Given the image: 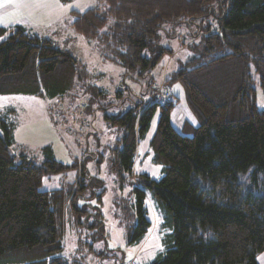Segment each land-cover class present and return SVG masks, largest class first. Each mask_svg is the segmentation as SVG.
I'll use <instances>...</instances> for the list:
<instances>
[{
  "label": "trees",
  "instance_id": "1",
  "mask_svg": "<svg viewBox=\"0 0 264 264\" xmlns=\"http://www.w3.org/2000/svg\"><path fill=\"white\" fill-rule=\"evenodd\" d=\"M101 1L103 7L72 12L74 30L97 41L103 57L122 66L126 75L148 76L146 86L157 100L141 101L120 115L106 117L120 135L111 159L113 172L122 180L125 175L133 177L138 144L160 109L150 145L152 161L163 167L164 176L137 177L134 201L116 204L115 218L128 242L139 245L153 226L147 206L150 190L164 212V225L172 229L164 238L165 252L151 264H260L264 109L257 105L253 73L264 93V0ZM217 9L222 12L219 29L206 27L202 44L193 48L199 53L159 86L151 71L173 53L159 43L160 31L171 21L205 19ZM93 78L52 39L22 25L0 26V94L56 98L78 85L84 92L99 94L90 82ZM174 84L184 87L193 117L185 119L181 129L172 122ZM168 88L171 101L164 98ZM89 103L80 107L82 114L90 111ZM11 113L15 110L0 111V264H86L82 252L93 251L94 243L106 235L103 213L100 207L91 213L87 204L78 206L87 191L83 179L68 190L41 189L46 174L66 166L56 159L39 166L24 154H14L16 122ZM43 151L52 156L50 147ZM251 167L255 181L263 173L261 190L242 181ZM70 227L79 237L67 258L63 251Z\"/></svg>",
  "mask_w": 264,
  "mask_h": 264
},
{
  "label": "rangeland",
  "instance_id": "2",
  "mask_svg": "<svg viewBox=\"0 0 264 264\" xmlns=\"http://www.w3.org/2000/svg\"><path fill=\"white\" fill-rule=\"evenodd\" d=\"M94 7H103V2L0 0L1 25H7L4 27L8 28L22 24L30 32L52 39L58 48L69 51L87 67L94 75L90 82L101 92H84L78 85L73 92L56 98L22 93L0 94V111L15 110V113L10 115L16 122L15 142L11 146L14 154L18 157L24 154L39 166H47L45 161L51 159H56L66 166V169L58 173L46 174L42 190H68L77 187L79 180L83 179L82 185H87V191H80L83 196L79 197L78 206L87 204L91 213L98 211L96 209L100 207L106 235L94 243L93 251L82 252L86 264H125L132 259L138 264H151L158 255L165 252L164 238L172 233V229L164 225V212L152 192L147 190V206L153 226L139 245L128 242L115 214L118 202L134 201V188L139 186L137 177L147 174L159 180L164 176L163 167L152 161L154 152L150 145L157 130L160 109L157 110L145 138L138 144L133 177L128 178L125 175L126 178L122 180L113 172L111 159L112 150L116 147L120 135L118 129L106 117L120 115L141 101L153 104L157 100L146 86L148 76L126 75L122 66L103 57L97 41L88 40L74 30L72 12H85ZM220 13L222 12L217 9L215 14L205 19L184 18L180 22L171 21L164 26L160 31L159 43L172 49L173 53L166 54L162 62L151 71V76L159 86L182 62L199 53L193 48L202 44L204 36L208 33L206 27H211L213 31L219 29ZM253 77L257 105L264 109V93L259 77L256 73H253ZM172 87L176 94L172 122L181 129L184 121H179V115L185 114V119L192 121L193 117L184 87L181 84H174ZM88 102L91 109L84 115L80 107ZM47 146L52 149L51 157L43 151ZM17 161L21 159L18 158ZM253 170L254 167H251L248 173L243 175L242 181L250 182L255 190H261L263 173L259 172L255 181L252 179ZM102 192L104 193L100 197ZM76 228L80 231L81 225ZM78 237L74 228H68L63 251L65 257H72L78 245ZM88 238L84 240L90 241ZM259 263L264 264V253L259 256Z\"/></svg>",
  "mask_w": 264,
  "mask_h": 264
},
{
  "label": "built area",
  "instance_id": "3",
  "mask_svg": "<svg viewBox=\"0 0 264 264\" xmlns=\"http://www.w3.org/2000/svg\"><path fill=\"white\" fill-rule=\"evenodd\" d=\"M164 98L166 101H171L173 99V93L169 88L164 93ZM128 264H137V262L135 260H131Z\"/></svg>",
  "mask_w": 264,
  "mask_h": 264
},
{
  "label": "crops",
  "instance_id": "4",
  "mask_svg": "<svg viewBox=\"0 0 264 264\" xmlns=\"http://www.w3.org/2000/svg\"><path fill=\"white\" fill-rule=\"evenodd\" d=\"M26 3V2H25ZM21 24V23H20ZM22 25V24H21ZM0 26H7V25H1L0 24ZM13 26H16V25H13ZM13 26H11V27H13ZM22 26H24V25H22ZM25 27V26H24ZM25 28H27V27H25ZM28 29V28H27ZM185 114L183 115V114H180L179 115V121H184L185 120Z\"/></svg>",
  "mask_w": 264,
  "mask_h": 264
}]
</instances>
